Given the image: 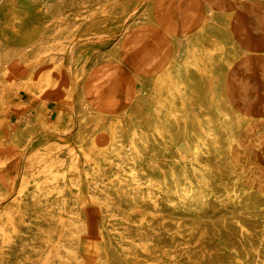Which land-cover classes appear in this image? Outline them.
I'll return each mask as SVG.
<instances>
[{"label": "bare ground", "instance_id": "1", "mask_svg": "<svg viewBox=\"0 0 264 264\" xmlns=\"http://www.w3.org/2000/svg\"><path fill=\"white\" fill-rule=\"evenodd\" d=\"M115 1L0 0L12 34L0 43V105L17 81L5 66H29L34 94L56 38ZM161 8L124 24L83 77L71 56L76 130L50 151L56 166L28 180L23 213L0 212V264H78L84 201L99 214L86 264H264V0H190L180 20ZM36 117L0 128V156L24 146Z\"/></svg>", "mask_w": 264, "mask_h": 264}, {"label": "rangeland", "instance_id": "2", "mask_svg": "<svg viewBox=\"0 0 264 264\" xmlns=\"http://www.w3.org/2000/svg\"><path fill=\"white\" fill-rule=\"evenodd\" d=\"M189 1L119 0L109 7H100V10L97 11L90 9L83 13L74 20L70 32L62 33L56 38V41L62 46L49 50L52 57L49 62L53 63L54 71L45 77L34 94H30L26 89V84L31 76L29 66L13 59L10 62L11 65L9 64L1 70V74H4L8 68H11L14 77H17L13 98L9 104L0 105V128L2 132L10 133L17 120L25 113L37 116L34 132L31 133L24 146L15 152L10 151L7 156H0V193L3 194L2 199H0V212L4 218H7L13 210L20 215L23 213V208L18 205V201L23 197L25 199L32 197L33 188L30 186V179L41 170L40 164L45 163V160L51 162L50 168L53 169L56 166L57 157L50 151L52 149L58 150L60 146L65 145L66 140L76 130L77 106L74 99L68 95L67 86L68 72L71 75V84H75L74 65L71 63V56L77 58L78 64L76 63V65L82 69L83 77L90 67L91 58L98 52H103L108 43L117 40L124 24L136 23V19L143 14L148 6L158 5L161 8L163 5L161 10L164 7H170L175 19L180 20ZM10 36H12L11 30L0 26V43L8 38L11 39ZM179 46L185 49L186 44L182 42ZM41 63H44V58L38 63L33 61L35 65L32 70L38 69ZM33 142H36L35 147ZM33 150H36L39 155L29 160V154ZM82 205L87 215V229L85 230L86 224L82 222L81 218L73 219L76 223L73 234L78 239L76 243L80 244L77 246V251L79 248L78 264H86L92 261L90 259L91 247L82 246L86 241L83 237L87 234V230L94 231L99 221V214L89 205L88 201H84ZM50 214L54 218L61 215L59 210L53 208ZM69 216L72 217V213ZM74 249H76V245Z\"/></svg>", "mask_w": 264, "mask_h": 264}]
</instances>
